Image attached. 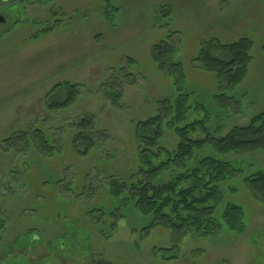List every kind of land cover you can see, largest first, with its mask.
<instances>
[{
    "label": "rangeland",
    "instance_id": "1",
    "mask_svg": "<svg viewBox=\"0 0 264 264\" xmlns=\"http://www.w3.org/2000/svg\"><path fill=\"white\" fill-rule=\"evenodd\" d=\"M0 18V264H264V203L254 201L243 182L264 170V152L227 157L243 173L231 185L236 190L224 193L225 202L243 208L246 232L237 236L223 228L215 239L187 237L172 262L154 256L155 249L170 247L165 231L142 236L133 215L113 231L111 220L96 229L86 218L88 202L63 189L71 181L76 194L87 174L97 185L99 177L135 171L136 124L157 113L159 100L187 95L190 106L202 104L214 114L210 126L222 136L264 110V0H0ZM166 24L178 32L173 42H179L175 61L184 72L180 91L151 56L166 39ZM48 26L54 29L46 34ZM241 37L253 42V61L229 93L235 103L220 107L213 100L214 76L193 59L201 41ZM64 82L79 85L78 100L51 110L61 93L64 99L67 89L56 88ZM204 115L189 114L179 126ZM84 116L93 119L99 139L80 156L71 141L73 124ZM38 129L59 147L54 156L37 153L39 141L32 137ZM27 131L29 146L18 138ZM14 135V142H4ZM163 139L165 147L174 146L166 126ZM207 155L221 158L210 147L196 152L198 158Z\"/></svg>",
    "mask_w": 264,
    "mask_h": 264
},
{
    "label": "trees",
    "instance_id": "2",
    "mask_svg": "<svg viewBox=\"0 0 264 264\" xmlns=\"http://www.w3.org/2000/svg\"><path fill=\"white\" fill-rule=\"evenodd\" d=\"M163 10L165 17L170 16L169 7H163ZM165 26L168 28L166 39L152 47L151 56L158 71L167 77L173 76L174 85L180 91L184 72L181 64L175 61L179 42H173L178 32L171 30L169 24ZM53 29L48 26L44 32L48 34ZM33 38H38V35ZM252 47L253 42L246 37L231 43L214 38L199 43L193 63L199 70L214 76L218 90L213 97L216 105L227 107L235 103L229 93L245 80L253 61ZM129 75L126 73L125 77ZM62 87L67 89L63 93L64 99L60 100L61 93L59 99L49 105L51 110L69 107L78 100V84L64 82L56 85L57 89ZM188 101V96L181 93L173 100H159L156 102L157 113L136 124L138 168L135 171L120 178L99 177L97 185L88 181L87 174L76 194L71 181L66 188L63 187L66 192L88 202L86 218L90 226L96 229L102 228L106 220H111L113 231L119 220L129 219L133 215L136 218L135 229L142 236L148 237L156 230L165 231L169 236L170 247L154 250V256L161 257L165 262L177 260L181 243L187 237L215 239L223 228L237 236L246 232L243 208L236 203L225 202L224 193L236 190L231 185L234 178L243 173V169L235 166L227 157L236 158L233 159L236 161L247 154L264 152V110L250 116L245 126H233L222 136L218 126H210L211 120H215L214 114H210L202 104L190 106ZM197 111L205 113L203 119L191 120L179 126L189 114ZM165 126L172 130L175 138L171 149L163 144ZM73 128L72 148L78 155L87 156L99 139L93 119L84 116L73 124ZM198 131L203 137L198 135ZM33 133L32 137L28 131L21 132L18 138L25 139L26 146H29L28 134L38 140L36 149L42 156H54L59 152V147L50 144L41 130ZM50 138L53 143L56 141L53 136ZM16 139L14 135L4 142H14ZM206 147H210L221 158L212 155L198 158L196 152ZM60 182L56 181L52 190H57L55 187ZM243 182L248 195L257 203H264V170L245 175ZM96 200L99 204L91 205ZM98 212H101L100 215ZM101 234L105 235L107 231L101 229Z\"/></svg>",
    "mask_w": 264,
    "mask_h": 264
},
{
    "label": "water",
    "instance_id": "3",
    "mask_svg": "<svg viewBox=\"0 0 264 264\" xmlns=\"http://www.w3.org/2000/svg\"><path fill=\"white\" fill-rule=\"evenodd\" d=\"M0 22H3V19L2 18H0Z\"/></svg>",
    "mask_w": 264,
    "mask_h": 264
}]
</instances>
